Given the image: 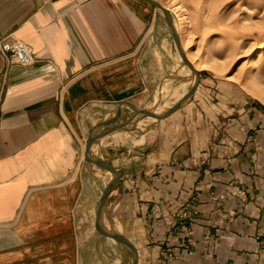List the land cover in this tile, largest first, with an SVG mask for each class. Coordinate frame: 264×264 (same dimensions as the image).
Listing matches in <instances>:
<instances>
[{
	"label": "crops",
	"instance_id": "0c3cea01",
	"mask_svg": "<svg viewBox=\"0 0 264 264\" xmlns=\"http://www.w3.org/2000/svg\"><path fill=\"white\" fill-rule=\"evenodd\" d=\"M0 38L34 59L0 52V264H264V103L197 79L160 7L0 0ZM115 177L100 224L136 262L95 227Z\"/></svg>",
	"mask_w": 264,
	"mask_h": 264
},
{
	"label": "rangeland",
	"instance_id": "374dc122",
	"mask_svg": "<svg viewBox=\"0 0 264 264\" xmlns=\"http://www.w3.org/2000/svg\"><path fill=\"white\" fill-rule=\"evenodd\" d=\"M194 66L264 103V0H158Z\"/></svg>",
	"mask_w": 264,
	"mask_h": 264
},
{
	"label": "water",
	"instance_id": "95a60500",
	"mask_svg": "<svg viewBox=\"0 0 264 264\" xmlns=\"http://www.w3.org/2000/svg\"><path fill=\"white\" fill-rule=\"evenodd\" d=\"M150 3L154 4V5H157L158 7H160L166 17V22H167V25L169 27V30H170V33L175 41V44H176V47L182 57V60L184 61V63L190 68L192 69V71L195 72L196 74V77L197 79L199 78V71L197 69L194 68V66L192 65V63L190 62V60L186 57V54L184 53V51L182 50L181 48V45H180V40H179V37H178V34L172 24V21L169 17V12L168 10L162 6L161 4H159L158 2L154 1V0H148ZM196 79V80H197ZM197 82V81H196ZM196 82L193 84V86L187 91V93L185 95H183V97H181V99L179 101H177L174 105H172L169 109H167L164 113L162 114H155V113H152L148 110H137L138 112H142V113H146L147 115H151L153 117H156L158 119H161V118H164L166 116H168L169 114H171L174 110H176L180 104L189 96L193 93L194 91V86L196 84ZM92 143V139L89 138L87 140V143H86V150H88L90 144ZM88 158V157H87ZM93 160V159H92ZM96 163H98L99 165H102L108 169H110L111 171H114V169L112 167H110L109 165L105 164V163H102L100 161H96ZM117 178L118 177H115L114 181H111L107 186L106 188L104 189L103 193H102V196H101V199L99 201V204H98V207H97V211H96V219H95V227L96 229L103 235L105 236H108V237H111L127 246H129L131 248V250L133 251L134 253V258H135V262L137 261L138 259V253H137V249L136 247L133 245V243L127 239L124 235L120 234V233H116V232H111V231H108L106 230L101 224H100V213H101V210L104 206V203H105V200H106V197H107V194L109 192V190L112 188L113 184L115 181H117ZM135 264V263H133Z\"/></svg>",
	"mask_w": 264,
	"mask_h": 264
},
{
	"label": "built area",
	"instance_id": "2783aa9c",
	"mask_svg": "<svg viewBox=\"0 0 264 264\" xmlns=\"http://www.w3.org/2000/svg\"><path fill=\"white\" fill-rule=\"evenodd\" d=\"M0 52L11 62L30 65L34 59L30 47L20 39L0 38Z\"/></svg>",
	"mask_w": 264,
	"mask_h": 264
},
{
	"label": "bare ground",
	"instance_id": "6f19581e",
	"mask_svg": "<svg viewBox=\"0 0 264 264\" xmlns=\"http://www.w3.org/2000/svg\"><path fill=\"white\" fill-rule=\"evenodd\" d=\"M177 32V31H176ZM178 34V33H177ZM179 37V36H178ZM192 62V61H191ZM195 68V67H194ZM196 69V68H195ZM151 112V111H150Z\"/></svg>",
	"mask_w": 264,
	"mask_h": 264
}]
</instances>
